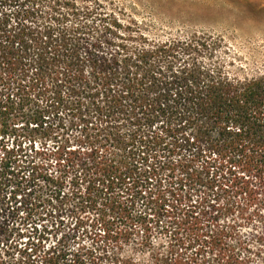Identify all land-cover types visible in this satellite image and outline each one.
<instances>
[{"label": "trees", "instance_id": "trees-1", "mask_svg": "<svg viewBox=\"0 0 264 264\" xmlns=\"http://www.w3.org/2000/svg\"><path fill=\"white\" fill-rule=\"evenodd\" d=\"M79 1L0 0V216L94 211L102 253L61 236L40 264H264V74H230L204 34L156 42ZM213 167L242 200L206 204Z\"/></svg>", "mask_w": 264, "mask_h": 264}, {"label": "rangeland", "instance_id": "rangeland-1", "mask_svg": "<svg viewBox=\"0 0 264 264\" xmlns=\"http://www.w3.org/2000/svg\"><path fill=\"white\" fill-rule=\"evenodd\" d=\"M94 1L105 11L113 10L122 22H131L133 29L150 40L162 42L193 33L204 34L217 41L216 57L223 61L230 74L240 78L264 74V0H91L83 4ZM81 3L77 0V4ZM4 141L10 145L11 137ZM35 146L40 145L36 142ZM46 147L50 148L51 143L47 142ZM66 149L77 151L79 145L70 142ZM45 166L49 172L57 169L55 165ZM213 168L218 173L210 190L215 200H208L206 204L223 209L242 200L236 188L231 187L233 176L227 169L222 172ZM67 189L68 186L64 190ZM192 199L197 196L194 194ZM46 214L36 209H20L14 217L8 211L0 216V264H40L45 253L58 246L61 236L65 240L61 244L86 259L102 253L103 239L96 236V232H101L94 224V211L65 212L58 219L63 220L58 226L54 224L57 218ZM250 231L254 230L244 228L243 234L248 235ZM167 236L158 232L152 236L153 245L161 252L167 246ZM107 247L108 252L115 250H111V245ZM122 247L119 250L122 257L149 258L146 252L138 254L131 250L129 243Z\"/></svg>", "mask_w": 264, "mask_h": 264}]
</instances>
